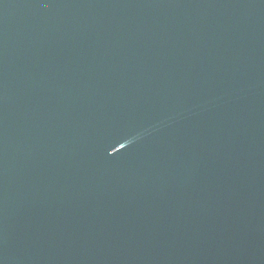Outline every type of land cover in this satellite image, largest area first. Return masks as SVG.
<instances>
[{
    "label": "water",
    "instance_id": "1",
    "mask_svg": "<svg viewBox=\"0 0 264 264\" xmlns=\"http://www.w3.org/2000/svg\"><path fill=\"white\" fill-rule=\"evenodd\" d=\"M0 264H264V0H0Z\"/></svg>",
    "mask_w": 264,
    "mask_h": 264
}]
</instances>
